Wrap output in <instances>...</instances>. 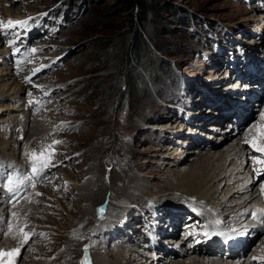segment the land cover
Listing matches in <instances>:
<instances>
[{
    "label": "rangeland",
    "instance_id": "rangeland-1",
    "mask_svg": "<svg viewBox=\"0 0 264 264\" xmlns=\"http://www.w3.org/2000/svg\"><path fill=\"white\" fill-rule=\"evenodd\" d=\"M137 1L0 0V22H27L0 26V184L22 181L13 193L0 187V208L10 207L0 213V251L19 247L15 264H82L86 247L92 264L100 254L146 264L189 246L221 245L228 257L223 240L236 225L221 219L214 231L204 213L195 214L210 236L224 239L175 244L186 222L173 213L197 207L174 173L194 165L189 151L217 142L212 124L220 132L241 116L229 130L243 136L250 118L240 110L259 108L246 89L263 98L264 0ZM48 146L51 165L34 173L30 154ZM87 182L103 189L88 205L72 188ZM17 223L34 233L26 244L8 235Z\"/></svg>",
    "mask_w": 264,
    "mask_h": 264
},
{
    "label": "bare ground",
    "instance_id": "bare-ground-1",
    "mask_svg": "<svg viewBox=\"0 0 264 264\" xmlns=\"http://www.w3.org/2000/svg\"><path fill=\"white\" fill-rule=\"evenodd\" d=\"M261 69L260 67L259 70L261 74L257 76L259 87L264 85V71ZM255 90V87H248L246 92L252 94V96L255 94L253 96L255 98L253 99H255L257 105L259 104V108L256 109L257 112L256 110L254 111V107L251 109L249 106L240 110V113L250 118L249 126L244 135H240V127L236 130L238 131L237 133H232L230 130L234 129L235 132L234 127L236 125H232L231 123H228L226 129L220 132L218 131L219 124H217V122L212 124L208 128L211 131L210 135L207 136L211 137V134L216 133V137L212 138L217 142L202 144L200 146L201 148L189 151L188 155L192 156L189 157L188 160L194 163V165L191 169L178 168L174 173L177 179V186L174 185L176 190H178L179 193L181 192L182 194L192 197L193 204L197 207L190 206L192 208L188 209V211L185 210L181 212L180 210L179 212V210H177L173 213V215H176L174 219H178L179 217L183 218L181 220L183 223L186 222L181 227L179 224L174 226L175 229L173 228L174 230L172 232H175L179 227L181 231V233L178 234L180 235L181 241H175V244L180 243L181 246H185L186 242L192 239V235H198V237H196L198 245L202 243L209 244L210 241L211 243L219 242L223 238L222 234H216L210 237L204 236V232L208 229H203L205 227L204 221L201 218L199 220L200 216L195 214L199 212L205 214L206 220H208V217L211 219L214 218V220L211 221L214 231L218 232L220 230V227L223 225V223L221 225V222H223L224 219L225 223L229 222L232 223L231 225H236L235 230L230 232L231 235L226 236L225 239L223 238L224 240H222L225 243L229 241V243L236 244V247L241 243L243 246L242 249L237 251L236 247H230L228 257L222 258L223 256H221V253L223 255V249L221 248L223 246L221 245L205 251L202 249L197 251L196 248L198 247L192 248L190 246L189 248L184 247L178 251L172 252L171 248H167L169 254L166 258L160 255L150 254L148 255L149 261L146 264H261L259 260H254L253 257L264 255V237L261 236L262 238L259 240L256 238V235L260 234L262 230L264 232V211H262L264 210V192L261 190V185H264V174L257 176L252 166V158L258 157L261 154L255 152L244 142L246 137L256 135L255 130H253L252 133L247 132L252 125L264 124V121L261 120V115L264 114V96L262 93L261 95L263 98H261L260 95L256 94L257 92H255ZM238 118L242 117L240 116ZM217 132H219L218 135ZM34 135L35 132H33V136ZM89 183L72 185V188H74L78 196L86 202L87 205L89 203V200L87 201L89 195L96 196L97 199L103 196V189L101 187L93 188ZM66 184H69V182ZM6 203L7 202L2 204L3 206L0 208V213L8 211V208H10L9 206H5ZM25 207L31 206L29 203L22 204L19 211H24ZM189 210H191V212L187 213ZM254 213H257L260 220H256L251 216ZM88 214L93 213L88 212ZM185 214H189V217L184 218ZM217 220L220 221L219 224H216ZM211 224H209V226ZM5 232L7 231L4 230V233ZM162 234L163 233H161V236L164 237ZM202 236L206 238L200 241ZM150 238L152 239L151 236ZM246 247H252L253 250L255 249L250 257H247ZM241 252H243V254ZM123 256L124 255L121 254V258ZM104 257L105 256L102 254L96 255L94 257V262L96 264H107ZM159 257L162 259L160 262L157 261Z\"/></svg>",
    "mask_w": 264,
    "mask_h": 264
},
{
    "label": "snow or ice",
    "instance_id": "snow-or-ice-1",
    "mask_svg": "<svg viewBox=\"0 0 264 264\" xmlns=\"http://www.w3.org/2000/svg\"><path fill=\"white\" fill-rule=\"evenodd\" d=\"M26 27L27 22H13L8 21L7 24H3V22H0V26H3V28L6 30L8 28H15L16 26ZM32 52H35L36 49H32ZM261 120L264 121V114L261 115ZM253 130H255L256 135L255 136H248L245 139V143L248 144L255 152L260 153L261 155L258 157L252 158V166L253 170L256 172L257 176L264 174V124L261 125H252L247 132L252 133ZM55 143L59 144L62 143L61 141H55ZM54 155V152L52 151V146H48V148L44 149L40 153H31V160H32V171L34 173L39 174L44 169H47L51 165V158ZM22 181H18L15 177H10L7 179L5 184H0V187H5L9 193H13L15 187H17ZM32 187H35V184L32 185ZM261 190L264 192V185H261ZM37 195H40L37 193ZM106 209L104 207H101L98 210V213L100 215V218H104V212ZM264 211V210H262ZM16 214L13 213V217H15ZM220 221L217 220L216 224H219ZM27 227V225L20 226L18 223L15 226L9 227L8 235L12 237V239H19V243L21 245L28 243L29 239L31 238L34 233L25 231L24 229ZM205 228H207V225H205ZM212 233L205 231V236H210ZM219 234V233H216ZM79 238V237H76ZM20 248L16 247L11 249L10 251H0V264H15V258L19 255ZM88 249L85 248V258L82 261V264H91L90 257L88 256ZM254 260H259L261 264H264V255L260 257H253Z\"/></svg>",
    "mask_w": 264,
    "mask_h": 264
},
{
    "label": "trees",
    "instance_id": "trees-1",
    "mask_svg": "<svg viewBox=\"0 0 264 264\" xmlns=\"http://www.w3.org/2000/svg\"><path fill=\"white\" fill-rule=\"evenodd\" d=\"M133 2H135L137 4V6H140L141 4H139V1L136 2V0H132ZM134 3V4H135ZM142 7V6H141ZM144 7V6H143Z\"/></svg>",
    "mask_w": 264,
    "mask_h": 264
}]
</instances>
